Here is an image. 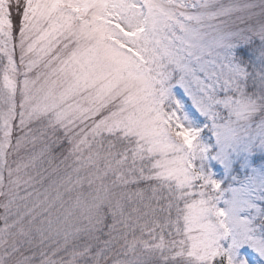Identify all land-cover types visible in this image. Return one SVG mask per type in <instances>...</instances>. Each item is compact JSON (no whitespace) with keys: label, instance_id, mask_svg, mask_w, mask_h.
I'll use <instances>...</instances> for the list:
<instances>
[{"label":"snow or ice","instance_id":"snow-or-ice-1","mask_svg":"<svg viewBox=\"0 0 264 264\" xmlns=\"http://www.w3.org/2000/svg\"><path fill=\"white\" fill-rule=\"evenodd\" d=\"M0 264H264V0H0Z\"/></svg>","mask_w":264,"mask_h":264}]
</instances>
